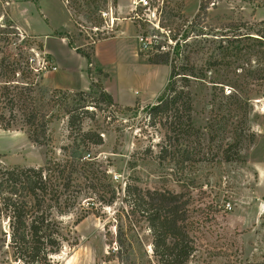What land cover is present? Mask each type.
<instances>
[{"label":"rangeland","instance_id":"obj_1","mask_svg":"<svg viewBox=\"0 0 264 264\" xmlns=\"http://www.w3.org/2000/svg\"><path fill=\"white\" fill-rule=\"evenodd\" d=\"M221 1L204 0L205 26L243 18L236 10L221 17L215 11L210 12V8L225 4ZM152 4L157 6L153 25L136 18L122 19L129 11L130 0H0V29L8 32L14 43L31 40H27L31 47L29 56L35 66L43 65L48 71L55 70L48 62V50L58 54L55 49L65 52L66 47L72 48L79 55L88 54L90 63L94 45L116 35V32L106 35L104 30L92 31L94 26L102 28L100 11L113 9L120 18L115 24L116 31L121 24L132 27V57L128 51L115 52L121 47L117 43H102L98 49L102 54L108 50L115 52L113 59L99 57L105 71L93 70L80 55L86 60L82 73L89 81V89L83 93L61 90L63 95L53 92L57 101L69 107L85 105L89 111L82 119L81 129L96 132L102 143L93 145L90 138H85L80 153L96 160L105 180L116 187L118 200L103 206L99 216L89 214L75 225L71 214L60 217L59 233L64 239L61 247L39 264H155L144 222L136 215L128 218L126 208L121 207L119 198L124 182L142 189L183 192L188 199V228L195 246L184 264H247L264 258V82L249 85L253 90L247 102L250 109L245 127L253 132V138L229 149L232 155L237 151L233 160L221 159L219 135L213 141H208L209 136L198 138L194 149L187 148L191 145L189 140L181 142V149L187 148L199 157L202 152L206 160L189 162L183 156L174 161L153 159L162 129L147 125L145 107L164 93L168 65L150 64L147 59L157 52L153 45H160L161 51L173 47L190 17L181 12L183 0H153ZM196 4L197 0H186V11L191 12ZM137 12L141 13L139 9ZM43 32L50 38L44 41ZM140 36L142 41L138 40ZM89 37L93 40L91 44ZM37 41L42 45L46 42L47 52L35 49ZM47 73L39 84L42 101L53 91L48 88L52 79ZM105 85L116 99L112 98L113 106L97 100ZM189 90L194 110L192 124L201 129L212 111L211 89L206 82L192 81ZM229 90L231 86L225 83L222 92ZM53 113L56 117L48 126L51 141L47 147L32 143L19 130L0 128V165L38 166L46 158L61 160V147L67 146L70 150L71 141L77 144L80 136L75 128L66 127V116L59 106L53 108ZM115 227L121 229L124 242L119 254L126 252L119 258L116 257ZM6 232L7 221L2 218L0 264H26L12 253Z\"/></svg>","mask_w":264,"mask_h":264},{"label":"trees","instance_id":"obj_2","mask_svg":"<svg viewBox=\"0 0 264 264\" xmlns=\"http://www.w3.org/2000/svg\"><path fill=\"white\" fill-rule=\"evenodd\" d=\"M206 9L204 0H199L174 46L161 51L160 45H153L157 52L147 59L150 64L168 65L164 93L145 107L147 125L162 129L158 150L152 155L158 161H174L178 156L189 162L206 160L204 153L199 157L187 148L194 149L198 138L209 136L208 141H213L216 135L220 136L221 159L231 161L237 151L232 155L229 149L253 138L245 121L253 90L249 85L264 82V20L239 17L207 27ZM27 40L32 42L14 43L8 32L0 29V128L19 130L32 143L47 147L51 141L48 126L56 117L53 108L59 106L66 116V127L75 128L80 136L77 144L71 141L70 150L61 147V160L46 158L38 166L0 165V221H7L10 248L24 263L39 264L61 247L60 217L71 214L73 225L89 214L97 217L103 206L118 200V194L105 180L104 172L97 169L96 160L80 153L85 138L93 145L102 143L96 132L81 129L82 119L89 113L85 105L69 107L57 101L53 92L63 95L60 89H52L46 100H41L39 84L46 67L34 65ZM35 49L43 52L42 42L37 41ZM80 55L89 63L88 54ZM192 81L206 82L211 89L212 111L201 129L192 124ZM225 83L232 88L227 93L222 92ZM97 100L114 105L104 90L99 91ZM184 140L191 145L181 149ZM119 201L128 218L136 215L144 222L155 264H184L193 254L188 199L183 192L142 189L124 182ZM115 243L116 257L125 256L126 252L119 254L124 243L119 227H115ZM247 264H264V258Z\"/></svg>","mask_w":264,"mask_h":264},{"label":"crops","instance_id":"obj_3","mask_svg":"<svg viewBox=\"0 0 264 264\" xmlns=\"http://www.w3.org/2000/svg\"><path fill=\"white\" fill-rule=\"evenodd\" d=\"M221 2H224L225 4L210 8V12L215 11V14L220 15L221 17L229 16L233 10H236L243 16V19L264 20V6H257L252 0H222ZM185 3L186 0H183L181 12L186 16L191 17L197 10L198 0L191 12L186 11ZM115 34L116 35L114 37L102 39L94 45L91 54V62L89 63V66L93 70L98 69L100 71H105L101 67V59L99 58H102L103 55L113 59L114 53L122 50L125 52L128 51L132 57V27L121 24ZM41 36L44 37V41L50 38L46 32L41 33ZM113 42L121 46L115 52L108 50L102 54L100 50H98L100 44L106 43L105 45H110L113 44ZM46 48V42H43L44 52H47ZM60 49L61 48L55 49L58 54H56L53 50H48L47 52L49 58L48 62L55 67V70H45L43 72L42 79L45 77L47 72L52 79L48 88L78 92L88 90L90 86L89 81L82 73V67L84 66L86 60L77 54L72 48L66 47L65 52ZM104 90L109 93L112 98H114L106 85L104 86ZM114 100L116 101L115 98Z\"/></svg>","mask_w":264,"mask_h":264},{"label":"built area","instance_id":"obj_4","mask_svg":"<svg viewBox=\"0 0 264 264\" xmlns=\"http://www.w3.org/2000/svg\"><path fill=\"white\" fill-rule=\"evenodd\" d=\"M256 5H264V0H252ZM153 0H130V7L129 11L127 12L126 17L122 19L132 20V18L139 19L142 22H147L153 25V21H156L157 18V6L152 4ZM137 9L141 11L138 14ZM99 18L101 19L103 25L102 28L99 29L98 27H92V31H102L104 30L103 34H113L116 32L115 24L120 20V18L115 15L113 9L108 7L99 12ZM142 37H139V41H142ZM89 44L93 43V40L89 37ZM226 208H229V204L225 205Z\"/></svg>","mask_w":264,"mask_h":264}]
</instances>
